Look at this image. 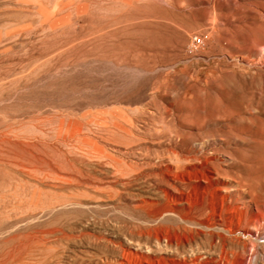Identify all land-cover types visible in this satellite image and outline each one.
<instances>
[{
    "label": "rangeland",
    "instance_id": "1",
    "mask_svg": "<svg viewBox=\"0 0 264 264\" xmlns=\"http://www.w3.org/2000/svg\"><path fill=\"white\" fill-rule=\"evenodd\" d=\"M0 131V264H264V0H0Z\"/></svg>",
    "mask_w": 264,
    "mask_h": 264
},
{
    "label": "built area",
    "instance_id": "2",
    "mask_svg": "<svg viewBox=\"0 0 264 264\" xmlns=\"http://www.w3.org/2000/svg\"><path fill=\"white\" fill-rule=\"evenodd\" d=\"M206 45V39L204 36L200 34H194L191 38L190 42V49L192 51H199L200 49L204 48Z\"/></svg>",
    "mask_w": 264,
    "mask_h": 264
},
{
    "label": "bare ground",
    "instance_id": "3",
    "mask_svg": "<svg viewBox=\"0 0 264 264\" xmlns=\"http://www.w3.org/2000/svg\"><path fill=\"white\" fill-rule=\"evenodd\" d=\"M138 97V96H137ZM1 132V131H0ZM1 134H3V133H1ZM3 137H5V134H4V136ZM7 137V136H6ZM8 138V137H7ZM9 139V138H8ZM10 140H12V139H10ZM9 140V141H10ZM4 141V140H3ZM2 142V140L0 139V143ZM2 144V143H1ZM13 144V143H12ZM1 159V158H0ZM177 190V189H176ZM174 233V232H173ZM170 234V236H169V241L170 242H172V240H175V239H178L179 238V235L178 234ZM158 237V236H157ZM168 237V236H167ZM160 238V237H159ZM177 241V240H176ZM173 243V242H172ZM168 246V245H167ZM162 258V260L164 261V262H174V259L172 258V257H165V256H162L161 257ZM156 259V258H155ZM158 259V258H157ZM160 259V258H159ZM158 259V260H159ZM147 264H152V261H151V258L149 259V260H147ZM155 262V261H154ZM169 263H167V264H169ZM124 264V263H123ZM143 264V263H142Z\"/></svg>",
    "mask_w": 264,
    "mask_h": 264
}]
</instances>
